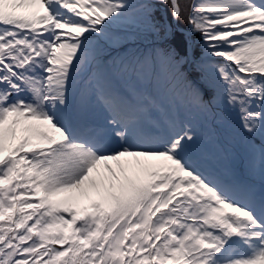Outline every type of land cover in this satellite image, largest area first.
<instances>
[{
	"label": "snow or ice",
	"instance_id": "snow-or-ice-1",
	"mask_svg": "<svg viewBox=\"0 0 264 264\" xmlns=\"http://www.w3.org/2000/svg\"><path fill=\"white\" fill-rule=\"evenodd\" d=\"M0 264H264V0H0Z\"/></svg>",
	"mask_w": 264,
	"mask_h": 264
}]
</instances>
